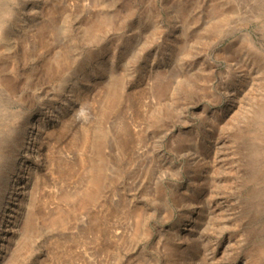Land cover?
Wrapping results in <instances>:
<instances>
[{"label": "rangeland", "instance_id": "obj_1", "mask_svg": "<svg viewBox=\"0 0 264 264\" xmlns=\"http://www.w3.org/2000/svg\"><path fill=\"white\" fill-rule=\"evenodd\" d=\"M0 264H264V0H0Z\"/></svg>", "mask_w": 264, "mask_h": 264}]
</instances>
